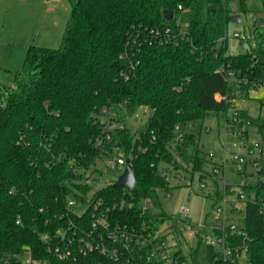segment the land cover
Instances as JSON below:
<instances>
[{
  "label": "trees",
  "instance_id": "1",
  "mask_svg": "<svg viewBox=\"0 0 264 264\" xmlns=\"http://www.w3.org/2000/svg\"><path fill=\"white\" fill-rule=\"evenodd\" d=\"M68 1L61 46L31 44L14 84L0 82V264H21L27 250L39 263L149 264L133 261L134 246L121 262L99 251L81 254L78 244L61 259L56 249L66 244L57 232L70 225L88 230L98 203L118 204L112 226L171 219L152 209L158 189L170 190L169 167L207 175L197 135L182 128L226 112L231 102L218 96L243 97L264 85V28L255 29L251 52L230 55L228 0ZM187 9L193 17L183 30L179 15ZM165 10L174 11L171 20ZM135 107L148 110L144 131L117 122L106 131L104 108ZM110 158L131 159L134 188L84 182L88 169ZM71 198L86 212L69 209ZM146 199L153 204L143 212ZM244 202L246 235L227 231L226 246L246 249L248 264H264V183H250ZM211 264L232 263L214 256Z\"/></svg>",
  "mask_w": 264,
  "mask_h": 264
},
{
  "label": "rangeland",
  "instance_id": "2",
  "mask_svg": "<svg viewBox=\"0 0 264 264\" xmlns=\"http://www.w3.org/2000/svg\"><path fill=\"white\" fill-rule=\"evenodd\" d=\"M233 15H240L241 22L229 24L227 36L235 33L246 35L248 39L229 40V52L248 53L257 45L255 29L264 28V8L262 0H244L246 10L242 9V0H228ZM32 13L33 22H37L28 43H17L10 49L0 50V82L14 84L17 73L23 72L27 54V44L57 49L61 46L71 12L68 0H30L26 6ZM193 13L187 9L181 12L179 19L183 30L192 20ZM8 27V25H7ZM7 33L1 43L8 40ZM10 42V41H8ZM1 47V45H0ZM2 47H8L7 45ZM239 116L240 124L233 130L229 124H238L234 120ZM148 110L141 107L122 109L117 112V123L131 128L134 132L146 129ZM252 122L247 127V134L241 136V122ZM264 85L250 91L248 95L238 97L233 105L220 113H209L204 120L189 123L182 128V133L195 134L198 137L199 156L204 159L203 170L207 175L201 176L186 171V165L179 170L169 167L170 190L160 189L157 201L153 204L156 212H165L171 219L162 223L163 228L173 227L176 233L167 236L169 253L180 250L186 264H211L215 255H228L225 245L219 244L223 239L224 225L244 224L245 203L240 201L238 193L244 179L249 183L263 182L264 173L253 167L249 151L259 154L257 144H264ZM235 153L247 160L246 171L239 172L234 161ZM167 165H161L165 168ZM100 180L93 187L98 189L123 173L112 168L109 159H102L98 165ZM218 171V172H217ZM168 173V172H167ZM86 205H77L75 211L82 214ZM183 209L188 212L187 222L200 238L189 239L185 225ZM221 223V225H220ZM214 241L215 244H211ZM239 264H248L247 254L238 258ZM24 264V263H22Z\"/></svg>",
  "mask_w": 264,
  "mask_h": 264
},
{
  "label": "built area",
  "instance_id": "3",
  "mask_svg": "<svg viewBox=\"0 0 264 264\" xmlns=\"http://www.w3.org/2000/svg\"><path fill=\"white\" fill-rule=\"evenodd\" d=\"M179 10H183L182 6H179ZM227 40L232 39H241L245 40L248 39L246 35L241 33H235L232 38L228 36L225 37ZM235 53L230 51V55H234ZM219 98L228 99L231 102V106L235 107L237 97L233 96L228 98L227 96ZM101 116L104 120L108 121L106 124V131H112L117 127L116 121L112 120L117 118V112L115 110L104 108L101 112ZM237 118L234 120L235 123L240 124L238 113L236 112ZM229 124V127L233 126L234 124ZM251 124V122H241V136H245V132L247 131V127ZM108 138L110 136L108 135ZM201 147V146H199ZM256 147L259 149V154L256 156L253 149L249 151V157L253 164V167L256 168L257 171L264 170V144H257ZM234 161L237 163L238 171L244 172L246 171L247 160L240 157L237 153H235ZM100 161L97 162L94 166H92L86 172L84 182L90 185H94L98 180H100L99 175L101 174V170H99L98 165ZM109 164L112 168H117L119 170L125 171L127 165L126 158H110ZM218 172V171H217ZM121 175V174H120ZM119 175V176H120ZM118 176V177H119ZM170 173H167V180H170ZM117 177V178H118ZM116 178V180H117ZM114 180V183L116 182ZM250 183L247 179H244L241 182V189L238 193V198L240 201L246 199V187L249 186ZM160 189H158L159 192ZM245 203V202H244ZM81 205H86L82 204ZM101 203L96 204L95 208L96 211L93 213L91 227L88 230H78L75 225H70L67 229H60L57 232V235L61 237V241L66 244V249L61 250V248H57L56 252L58 253L61 259L68 258L71 254V248L76 245V250L81 254H87L91 251H99L102 255L113 259L115 262H121L126 254V249L129 247H136L137 256H131L133 261L136 262H144L149 264H186L184 257L181 255L179 250L175 251L173 254L169 253L170 246L167 242V236L169 234L176 233L173 231L172 227L163 228L162 225L157 226L153 224L144 223L139 226L135 225H111L109 221L110 214L114 211L118 204H114L112 207L108 206L106 208H99ZM152 200L146 199L144 201L143 212L148 211L152 207ZM79 205V203L71 198L68 202V207L71 210H75V207ZM125 204H121L123 207ZM87 206V205H86ZM87 210V208H86ZM86 210L83 212L85 213ZM183 214L185 217V225L188 229V238L195 239L200 238V236L192 231V226L187 222L188 212L186 209H183ZM82 213V214H83ZM79 214V213H78ZM79 214V215H82ZM19 224V221L17 222ZM221 225V223H220ZM242 226L238 227L236 224L224 225V235L223 239L218 241L219 244H224L226 250L228 251V255L231 257H227L225 255H215L217 258H224L225 260H230L232 264H239L238 258L246 253V249L240 251L238 248L232 250L226 246V232L231 231L233 233L238 232L239 234L246 235V233L241 229ZM211 244H215L214 241ZM180 252V253H178ZM49 264L47 261L43 263H39L34 260L32 252L27 250L22 258L21 264ZM135 264V262H132Z\"/></svg>",
  "mask_w": 264,
  "mask_h": 264
},
{
  "label": "crops",
  "instance_id": "4",
  "mask_svg": "<svg viewBox=\"0 0 264 264\" xmlns=\"http://www.w3.org/2000/svg\"><path fill=\"white\" fill-rule=\"evenodd\" d=\"M29 2L30 0H0V41L6 33L8 36L6 42H0V50L16 46L22 42L21 39L24 43L30 41L37 22H33L31 10L26 8ZM68 3L70 5L69 1ZM4 45L8 47H2ZM29 46L30 44H27L26 48Z\"/></svg>",
  "mask_w": 264,
  "mask_h": 264
},
{
  "label": "water",
  "instance_id": "5",
  "mask_svg": "<svg viewBox=\"0 0 264 264\" xmlns=\"http://www.w3.org/2000/svg\"><path fill=\"white\" fill-rule=\"evenodd\" d=\"M164 15L167 20H171L174 16V11L165 10ZM232 20L235 22H241V17L240 15H233ZM135 184L136 175L134 167L131 162V159H127L125 171L117 178L116 182L114 183V187L132 189L134 188Z\"/></svg>",
  "mask_w": 264,
  "mask_h": 264
}]
</instances>
